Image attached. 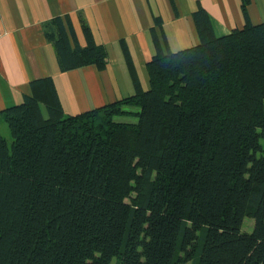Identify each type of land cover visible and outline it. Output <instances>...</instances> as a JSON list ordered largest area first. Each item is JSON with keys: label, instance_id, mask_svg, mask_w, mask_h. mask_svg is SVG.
Segmentation results:
<instances>
[{"label": "trees", "instance_id": "obj_1", "mask_svg": "<svg viewBox=\"0 0 264 264\" xmlns=\"http://www.w3.org/2000/svg\"><path fill=\"white\" fill-rule=\"evenodd\" d=\"M241 1L222 37L196 11L201 43L153 56L145 92L66 116L45 78L2 112L0 264H264V22ZM48 32L62 72L106 68L87 28Z\"/></svg>", "mask_w": 264, "mask_h": 264}, {"label": "crops", "instance_id": "obj_2", "mask_svg": "<svg viewBox=\"0 0 264 264\" xmlns=\"http://www.w3.org/2000/svg\"><path fill=\"white\" fill-rule=\"evenodd\" d=\"M241 4V0H0V130L5 124L2 112L32 95L30 83L35 80H52L66 116L147 91L146 64L153 56L201 43L196 11L203 10L214 36L222 37L244 26ZM246 9L250 24L264 22V0H249ZM56 17L69 20L81 48L86 46L84 28L96 45L104 47L103 71L94 66L61 71L48 36ZM42 112L46 117L45 109Z\"/></svg>", "mask_w": 264, "mask_h": 264}, {"label": "rangeland", "instance_id": "obj_3", "mask_svg": "<svg viewBox=\"0 0 264 264\" xmlns=\"http://www.w3.org/2000/svg\"><path fill=\"white\" fill-rule=\"evenodd\" d=\"M129 121H131V120H129ZM0 134L6 139L8 145H10L11 144L10 133H9V130L5 124H4V126L1 125ZM261 146H262V152L258 154V157L261 155L264 156V139L261 141ZM253 225H254V221L252 219L246 218L243 222L242 230L246 233H251L252 229H253ZM111 264H116V260L113 259Z\"/></svg>", "mask_w": 264, "mask_h": 264}]
</instances>
